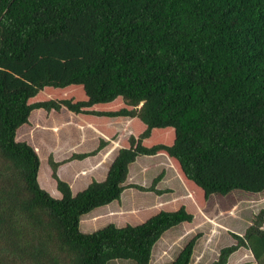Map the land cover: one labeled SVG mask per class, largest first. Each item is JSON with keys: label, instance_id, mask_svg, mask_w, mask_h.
<instances>
[{"label": "trees", "instance_id": "16d2710c", "mask_svg": "<svg viewBox=\"0 0 264 264\" xmlns=\"http://www.w3.org/2000/svg\"><path fill=\"white\" fill-rule=\"evenodd\" d=\"M76 88L84 98L37 100ZM64 109L134 118L106 179L76 194L59 166L99 154L117 136L63 161L51 152L43 179L42 156L19 130L32 114ZM158 154L200 207L214 194L264 192V0H0V264H151L162 236L194 221L185 205L94 232L81 221L128 188L168 192L158 187L165 171L150 186L127 182L139 156ZM231 235L236 242L211 264H228L241 248L264 264V209L245 234ZM201 236L172 264H191Z\"/></svg>", "mask_w": 264, "mask_h": 264}, {"label": "rangeland", "instance_id": "374dc122", "mask_svg": "<svg viewBox=\"0 0 264 264\" xmlns=\"http://www.w3.org/2000/svg\"><path fill=\"white\" fill-rule=\"evenodd\" d=\"M82 91L80 88L67 91L64 89H53L52 92L42 91L37 100L48 99L52 95L55 96L54 98L66 97L69 94H71L70 97L74 96L78 100L84 98ZM119 105L123 107L124 103L121 102ZM106 108L116 109V105ZM69 114L66 109L61 113L52 112V115ZM101 123L107 130H118L111 134L117 136L113 143L118 142V145L130 136L132 129L135 130L134 126L125 124L121 119H111ZM32 139L34 140V135ZM94 140V131L87 129L84 137L81 131L78 133L76 127L71 124L64 125L59 131L48 132V130L39 129L35 135V141L41 149L39 154L43 160L42 178L48 177L47 159L53 150L58 154L56 157L60 159L61 156L71 154L73 149L79 151L94 147ZM67 168L65 171H70L71 167ZM162 171H165V176L158 187L169 190L168 192L157 195L154 192L128 188L124 191L121 201H113L84 215L81 223L84 228L89 227V230L82 231L94 232L109 224L117 226L141 224L161 210H176L185 205L194 214V221L185 222L167 231L154 247L151 264H172L187 242L198 233H202V236L196 245L191 264H211L219 257L223 247L236 242L231 232L245 234L254 217L264 209V192L252 193L242 190H235L228 195L214 194L203 207L198 206L193 198V192L188 189L170 158L164 154L139 156L130 166L127 182L150 186L153 179ZM95 218L99 219L94 221ZM109 264L136 263L133 260L116 259ZM229 264H257V262L249 250L241 248L230 257Z\"/></svg>", "mask_w": 264, "mask_h": 264}, {"label": "crops", "instance_id": "0c3cea01", "mask_svg": "<svg viewBox=\"0 0 264 264\" xmlns=\"http://www.w3.org/2000/svg\"><path fill=\"white\" fill-rule=\"evenodd\" d=\"M31 124L24 125L20 128V133L22 138L24 136L28 137L29 142L39 150V144L35 141V135L39 131L48 130V132L59 131L64 125L71 124L76 127L77 132L81 131L82 135L85 137L87 134V129H91L95 132V146L89 147L85 149H81L76 151L75 149L71 150V154H66L64 156H59L60 159L56 157L58 155L54 150L53 155L56 161H63L66 158H69L74 152H85L96 148L100 143V138L105 137L106 139H110L112 137V133L115 130H107L103 127L104 121H110L111 119H121L125 124H130L133 127L134 118L131 117H113V118H93L90 116H75V115H31ZM111 129V128H110ZM134 130L132 129V132ZM34 135V140L32 139ZM131 135V134H130ZM129 138V137H128ZM127 139V138H126ZM121 141L119 145H115L113 143L115 140L106 146L99 154L95 156H90L83 160H74L68 162L66 164L60 165L58 169V173L64 180L68 181L72 186V190L74 194L79 191L85 189L93 179L104 180L106 179L110 166L118 154V151L124 140ZM67 167H71L70 171L66 172ZM54 196L60 197V193L56 188L55 184H46L44 185ZM82 230H89V227H85L81 223ZM240 251V250H239ZM236 253V252H235ZM233 255V254H232ZM229 264V262H228Z\"/></svg>", "mask_w": 264, "mask_h": 264}]
</instances>
